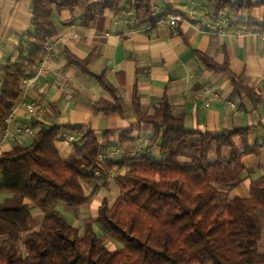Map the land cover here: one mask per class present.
I'll use <instances>...</instances> for the list:
<instances>
[{
    "label": "trees",
    "instance_id": "trees-1",
    "mask_svg": "<svg viewBox=\"0 0 264 264\" xmlns=\"http://www.w3.org/2000/svg\"><path fill=\"white\" fill-rule=\"evenodd\" d=\"M32 1L33 30L20 41L17 59H9L4 66L0 129L7 124L13 102L23 93L24 78L35 71L45 46L57 33L54 10H73L82 0ZM213 1L218 10L264 5V1L253 0ZM124 2L132 4L144 20H154L152 0H103L86 7V23L106 10L120 11ZM245 24L264 29V23ZM194 52L207 69L229 74L239 91L241 77L231 70L228 58L219 63L200 50ZM68 59L69 65L95 77L114 97V102L98 101L101 109L124 113L119 92L107 78L106 70L96 72L90 68L92 55L83 59L68 54ZM133 107L139 121L156 128L151 144L163 135L164 159L148 154L102 159L103 145L96 131L86 125H68L80 136L66 160L57 147L62 133V127L57 125L42 128L31 144H16L2 153L0 192L12 196L0 202V264H264V253L259 250L262 222L257 216L258 209L264 210V175L252 182L249 198L227 200L221 207L219 191L220 185L242 181L244 156L262 155L264 142L240 150L234 138L246 134L249 127L222 133L187 129L184 117L173 115L166 98L154 115H147L138 89ZM132 134V127L125 129L121 143L133 141ZM214 144L218 151L231 147L232 158L210 160ZM180 156L192 157L193 163L180 164ZM129 161L131 168L116 177L120 196L113 205L105 197L99 207L98 221L124 243L123 248L111 250L94 229L92 218L87 220L82 234L58 205L79 207L87 203L90 196L83 182H98L101 175ZM33 207L44 214L37 231L31 226ZM23 238L26 255L20 251Z\"/></svg>",
    "mask_w": 264,
    "mask_h": 264
},
{
    "label": "crops",
    "instance_id": "crops-1",
    "mask_svg": "<svg viewBox=\"0 0 264 264\" xmlns=\"http://www.w3.org/2000/svg\"><path fill=\"white\" fill-rule=\"evenodd\" d=\"M101 1L82 0L73 10H54L57 33L50 41L56 44L50 72L25 88L13 102L14 132L4 139L0 129V157L16 144H31L42 128L57 125L62 127L57 147L66 160L74 151L73 142L80 136L68 125H86L96 131L103 145L102 159L140 154L164 159L163 135L156 144H151L155 126L139 121L135 113V89L147 115H154L166 98L173 107V115L184 117L187 129L222 133L249 127L246 134L234 138L239 149L264 142V29L245 24L264 23V5L218 10L213 0H152L154 20L149 21L140 17L132 4L124 2L120 11L106 10L86 23V7ZM175 12L181 13L183 19L172 28L168 19ZM32 18V0H0V91L4 66L9 59H17L20 41L27 39L33 30ZM195 49L219 63L228 58L231 70L241 77L239 91L229 74L207 69ZM68 54L83 59L92 55L90 68L96 72L106 70L107 78L119 92L123 114L103 110L96 104L101 99L112 102L115 99L95 77L69 65ZM32 74L27 73L23 85ZM22 99L41 104L40 111L29 114L20 103ZM27 125L34 128L35 134L20 135L15 130ZM130 127L135 139L122 144V132ZM232 156L233 149L228 146L218 151L214 144L209 151L210 160H230ZM179 162L191 165L193 158L180 156ZM243 163L246 169L241 182L219 186L221 207L227 200L251 196L252 182L264 175V150L259 156H244ZM131 165L130 161L123 166L116 165L110 174L101 175L95 182L101 195L98 215L103 199L110 200L103 192L114 184L113 205L121 194L116 177ZM90 184L83 182L90 196L87 203L79 207L59 203L58 208L69 221V214L86 213L90 209L92 198L86 187ZM9 196H12L9 192H0V202ZM40 214L42 220L38 226L32 223L34 217L31 220L36 231L44 220L43 212ZM257 216L262 222L259 250L264 253V210L258 209Z\"/></svg>",
    "mask_w": 264,
    "mask_h": 264
},
{
    "label": "built area",
    "instance_id": "built-area-1",
    "mask_svg": "<svg viewBox=\"0 0 264 264\" xmlns=\"http://www.w3.org/2000/svg\"><path fill=\"white\" fill-rule=\"evenodd\" d=\"M182 19H183L182 14L175 12V13H172L171 16L169 17L168 23L170 24L172 28H175L177 27V25ZM55 46H56L55 43H50V42L45 46V50L36 65L35 71L33 72L30 78H27L24 81L23 91H25V88H27L28 86H31L34 82L40 79L43 75H46L50 72V63L55 58ZM20 103L23 107L27 109L28 113L31 115L37 114L41 109V104L36 103V102H28L26 99H22ZM14 122H15V115L12 112L10 116L7 118L6 126L2 128L4 139L9 138L11 134L14 132V127H13ZM15 130L20 135L35 134L34 128L28 125L17 127Z\"/></svg>",
    "mask_w": 264,
    "mask_h": 264
},
{
    "label": "rangeland",
    "instance_id": "rangeland-1",
    "mask_svg": "<svg viewBox=\"0 0 264 264\" xmlns=\"http://www.w3.org/2000/svg\"><path fill=\"white\" fill-rule=\"evenodd\" d=\"M102 182L104 183V180ZM91 184L86 185L87 189L89 190V193L91 194V198H92L90 209H88L86 211V213H80L77 215L69 214L71 224L79 227V229L81 230V233L83 234L85 232L87 220L92 218L94 220V227H95L94 229L104 239V242L109 249L115 250L118 248H123L124 247L123 241L120 240L119 238L115 237L111 232L107 231L102 226V224L98 221V217H97V215H98L97 214V210H98L97 206L98 205L97 204H99V202H100L101 195L99 193H97L98 190L95 189L96 183H93L92 185ZM107 188H108L107 192L105 191V192H103V194L105 193L110 197V203L112 205L113 198L115 197L114 196L115 195L114 184L112 186L107 187ZM32 209L34 212V221H32V223L38 226L42 220V217L40 214V212L42 213V211L37 207H35V208L33 207ZM38 211H40V212H38ZM24 239L25 238H23L21 243H20V251L23 255H26L27 251L24 247Z\"/></svg>",
    "mask_w": 264,
    "mask_h": 264
}]
</instances>
